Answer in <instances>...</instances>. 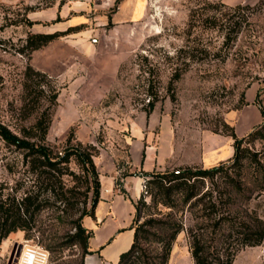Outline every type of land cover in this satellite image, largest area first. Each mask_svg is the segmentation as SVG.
<instances>
[{
	"label": "rangeland",
	"instance_id": "374dc122",
	"mask_svg": "<svg viewBox=\"0 0 264 264\" xmlns=\"http://www.w3.org/2000/svg\"><path fill=\"white\" fill-rule=\"evenodd\" d=\"M236 5L244 8L234 10ZM110 13L97 11L88 0H0V125L22 137L45 111L46 145L57 152L67 142L95 146L96 171L112 173L120 185L122 178L135 176L128 144L133 136L146 137V125L154 127L147 137L157 136L163 119L179 137L225 131L226 114L246 104L250 87L257 88L254 102L264 110V0H142L140 16L119 24L111 22ZM52 33L59 36L41 49L26 47L29 35ZM28 66L44 77L33 75V85L25 91ZM52 91L58 93L53 103ZM149 103L153 108L147 114ZM250 150L264 154V138L251 142ZM25 154L0 138L2 199L20 198L32 184ZM230 159L215 165L223 164L212 178L196 183L202 193H211L197 206L182 204L174 193L173 212L184 230L168 264H193L187 231L211 236L205 209L209 203H215L219 215L236 212L243 220L256 216L264 221V176L253 165L232 168ZM70 170L78 177L64 178L71 190L65 194L68 204L42 194L45 203L33 215L31 229L1 242L0 264H13L12 251L21 243L46 251V264H84L87 255L69 236L73 220L90 210L92 192L85 190L74 162ZM239 175L243 191L236 193L228 176L238 180ZM150 191L140 192L146 204ZM166 213L171 212L160 206L144 208L137 224ZM125 243L123 239L120 246ZM207 245L210 251L220 249L212 242ZM256 247L241 249L236 257L246 253L238 264H246L244 256L251 255L260 258L252 264H264V240Z\"/></svg>",
	"mask_w": 264,
	"mask_h": 264
},
{
	"label": "trees",
	"instance_id": "16d2710c",
	"mask_svg": "<svg viewBox=\"0 0 264 264\" xmlns=\"http://www.w3.org/2000/svg\"><path fill=\"white\" fill-rule=\"evenodd\" d=\"M242 8L244 7L236 5L233 9L239 10ZM239 29L238 26L235 32H238ZM58 36L57 33L29 35L26 40V47L31 52L39 50L57 39ZM24 75L26 80L24 84L25 91H28L33 85V75L44 77V74L33 70L30 66L27 67ZM177 79L178 75H175L174 80ZM35 86L41 88L43 85L36 83ZM41 90L43 89H40V92H42ZM57 94V92L52 91L49 98L51 103L56 100ZM152 108L153 103H149L144 112L148 114ZM259 108L264 117V110L260 106ZM48 125L49 116L45 111L41 113L29 130H23L22 137L13 134L0 125V138L15 149L26 152L24 156L27 159L28 173L32 175V184L25 189L22 197L16 198L15 195H6L3 199L0 197V244L11 233L31 229L33 215L45 203V200L41 197L42 194L51 193L53 196H57L59 202L65 201L68 204L65 194L71 190L65 188L64 178L68 176L78 177L70 170V163L74 162L84 177L85 190L87 192L91 191L92 197L90 210H83L73 220L74 232L69 236V239L78 244L83 256H86L90 254L88 244L92 233L83 227L82 220L87 216H93V208L99 199L100 186L93 162L97 150L92 145L83 146L79 143L71 145L67 142L61 151H54L45 143ZM224 128L225 131H214L213 133L223 134L232 139L234 152L230 159V162H232L231 167L241 169L245 165H253L254 170L263 177L264 154L251 152L250 143L264 138L262 134L264 125L254 128L242 138L236 136L233 127L229 124L224 123ZM222 166L223 164H220L209 169L186 166L164 173H144L146 192L151 190L149 194L150 203L146 204L142 198H139L134 204L135 212L130 227L133 230L132 242L129 249L119 255L116 264H168L176 237L184 230L181 217L173 212L177 207L174 193L178 192L179 201L182 204L191 203V205L197 206L206 197H211V193H202L197 188L196 183L207 177L212 178L213 175L221 171ZM240 178V175L238 180L228 176L229 182L236 193L243 191V181ZM262 184H264L263 179ZM82 195L87 198L85 192ZM158 206L169 209L171 213L162 214L163 218L160 219L149 218L137 224L142 209L152 208L157 210ZM205 209L209 210L206 220L210 223L208 228H211V236L209 238L205 237L202 232L192 229L187 231L189 253L193 264H233L237 253L241 249L256 247L263 242L264 221L262 219L250 216L249 219L247 217L243 220L236 212L233 215L231 213L226 216L219 215L215 203H209ZM157 212L161 213V211ZM205 238H208V240H205ZM207 242L216 244L215 246H219L220 249L210 251V245H207Z\"/></svg>",
	"mask_w": 264,
	"mask_h": 264
},
{
	"label": "crops",
	"instance_id": "0c3cea01",
	"mask_svg": "<svg viewBox=\"0 0 264 264\" xmlns=\"http://www.w3.org/2000/svg\"><path fill=\"white\" fill-rule=\"evenodd\" d=\"M88 1L99 12L111 10L110 20L113 24L136 20L142 12V0ZM256 93L257 88L250 87L246 93V104L225 116V121L233 127L238 138L244 137L263 122L261 110L254 102ZM149 128L154 127H143L146 137L133 136L128 144L130 173L135 176L122 178L118 185L115 175H102L97 171L99 199L93 208V216L82 220L83 227L92 233L88 244L90 254L86 256L84 264H116L119 255L130 247L134 204L140 196L144 173L162 172L167 167L199 165L209 168L233 156L232 139L223 134L203 131L197 137H179L164 119L156 137H147ZM123 239L126 243L121 247ZM245 253L242 251L233 264H238V258ZM259 259L251 255L244 256L243 261L252 264Z\"/></svg>",
	"mask_w": 264,
	"mask_h": 264
},
{
	"label": "built area",
	"instance_id": "2783aa9c",
	"mask_svg": "<svg viewBox=\"0 0 264 264\" xmlns=\"http://www.w3.org/2000/svg\"><path fill=\"white\" fill-rule=\"evenodd\" d=\"M141 192L146 194L145 179L141 184ZM48 260V254L46 251L39 249L38 247L29 246L26 243H21V249L14 264H46Z\"/></svg>",
	"mask_w": 264,
	"mask_h": 264
},
{
	"label": "water",
	"instance_id": "95a60500",
	"mask_svg": "<svg viewBox=\"0 0 264 264\" xmlns=\"http://www.w3.org/2000/svg\"><path fill=\"white\" fill-rule=\"evenodd\" d=\"M20 249H21V244L16 245V246L14 247V249H13V251H12V253L15 251V252H14V261H15V259L17 258ZM13 264H14V263H13Z\"/></svg>",
	"mask_w": 264,
	"mask_h": 264
}]
</instances>
